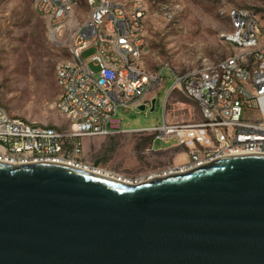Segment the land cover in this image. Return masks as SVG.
<instances>
[{
	"label": "water",
	"instance_id": "1",
	"mask_svg": "<svg viewBox=\"0 0 264 264\" xmlns=\"http://www.w3.org/2000/svg\"><path fill=\"white\" fill-rule=\"evenodd\" d=\"M0 264H264V155L134 184L0 162Z\"/></svg>",
	"mask_w": 264,
	"mask_h": 264
},
{
	"label": "built area",
	"instance_id": "2",
	"mask_svg": "<svg viewBox=\"0 0 264 264\" xmlns=\"http://www.w3.org/2000/svg\"><path fill=\"white\" fill-rule=\"evenodd\" d=\"M74 1L35 3L36 13L48 19L51 35L58 37L67 29L69 59L55 70L59 97L54 105L66 127L33 126L0 107V162H46L105 175L82 162V140L131 132L120 130L115 114L119 109L149 107L163 82L162 69L151 73L143 66L146 26L139 2L127 6L86 0L87 19L69 25ZM220 15L229 29L219 37L233 54L192 72L173 74L175 82L169 90L181 92L193 103L200 120L170 122L164 110L162 126L138 130L161 140L174 139L173 148L182 150L181 166L158 175L182 172L220 157L264 155V23L250 8H226ZM88 49L94 50L89 62L96 72L80 57Z\"/></svg>",
	"mask_w": 264,
	"mask_h": 264
},
{
	"label": "rangeland",
	"instance_id": "3",
	"mask_svg": "<svg viewBox=\"0 0 264 264\" xmlns=\"http://www.w3.org/2000/svg\"><path fill=\"white\" fill-rule=\"evenodd\" d=\"M144 8L145 51L143 66L149 72L161 70L163 82L152 94L143 112L119 109L114 119L129 133L110 138L83 139L82 162L105 175L124 181H141L179 168L181 149L174 139L161 140L147 131L170 122L194 124L200 120L196 106L179 91L169 93L173 74H186L233 54L220 34L229 25L220 12L226 8H250L264 23V0H112ZM36 0H0V107L10 117L47 128L66 127L55 110L59 97L55 70L69 59L67 29L58 37L49 32L48 19L35 11ZM98 2H96L97 5ZM86 0H75L69 25L84 22L89 15ZM94 50L81 53L89 62ZM152 151L165 150L160 153Z\"/></svg>",
	"mask_w": 264,
	"mask_h": 264
},
{
	"label": "crops",
	"instance_id": "4",
	"mask_svg": "<svg viewBox=\"0 0 264 264\" xmlns=\"http://www.w3.org/2000/svg\"><path fill=\"white\" fill-rule=\"evenodd\" d=\"M183 158V156H181Z\"/></svg>",
	"mask_w": 264,
	"mask_h": 264
}]
</instances>
